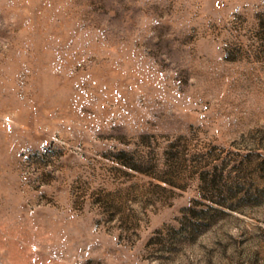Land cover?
<instances>
[{
	"label": "rangeland",
	"instance_id": "obj_1",
	"mask_svg": "<svg viewBox=\"0 0 264 264\" xmlns=\"http://www.w3.org/2000/svg\"><path fill=\"white\" fill-rule=\"evenodd\" d=\"M0 264H264V0H0Z\"/></svg>",
	"mask_w": 264,
	"mask_h": 264
},
{
	"label": "trees",
	"instance_id": "obj_2",
	"mask_svg": "<svg viewBox=\"0 0 264 264\" xmlns=\"http://www.w3.org/2000/svg\"><path fill=\"white\" fill-rule=\"evenodd\" d=\"M166 180V179H165ZM167 182H169L168 180H166Z\"/></svg>",
	"mask_w": 264,
	"mask_h": 264
}]
</instances>
